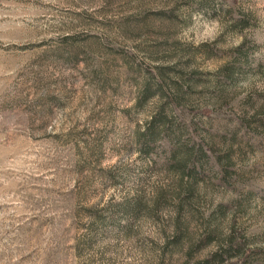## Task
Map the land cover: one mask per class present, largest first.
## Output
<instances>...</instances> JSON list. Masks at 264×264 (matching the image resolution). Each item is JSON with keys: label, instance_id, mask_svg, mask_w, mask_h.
Segmentation results:
<instances>
[{"label": "rangeland", "instance_id": "obj_1", "mask_svg": "<svg viewBox=\"0 0 264 264\" xmlns=\"http://www.w3.org/2000/svg\"><path fill=\"white\" fill-rule=\"evenodd\" d=\"M0 264H264V0H0Z\"/></svg>", "mask_w": 264, "mask_h": 264}]
</instances>
